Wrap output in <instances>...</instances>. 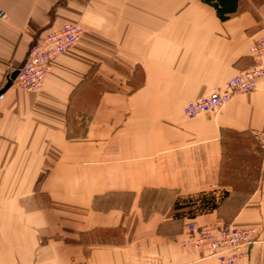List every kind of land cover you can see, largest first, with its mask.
<instances>
[{"label": "crops", "instance_id": "crops-1", "mask_svg": "<svg viewBox=\"0 0 264 264\" xmlns=\"http://www.w3.org/2000/svg\"><path fill=\"white\" fill-rule=\"evenodd\" d=\"M65 22L81 37L42 86L0 98V264H219L181 245L219 221L255 228L238 264H264L263 80L183 112L254 64L264 0H0V89Z\"/></svg>", "mask_w": 264, "mask_h": 264}, {"label": "built area", "instance_id": "built-area-1", "mask_svg": "<svg viewBox=\"0 0 264 264\" xmlns=\"http://www.w3.org/2000/svg\"><path fill=\"white\" fill-rule=\"evenodd\" d=\"M82 34L76 23L65 22L56 30L45 31L30 47L29 53L13 84L25 91L40 88L51 61L64 52L72 50ZM250 51L254 64L227 80L224 85L201 99L189 100L183 112L188 117L215 110L229 101L237 92L255 90L260 80L264 82V37L252 44ZM3 95L0 96L2 98ZM264 148V124L257 132ZM258 240L255 228H236L231 223L219 221L212 225L190 222L183 248L197 252L202 258H214L219 264H238L248 257L251 246Z\"/></svg>", "mask_w": 264, "mask_h": 264}, {"label": "rangeland", "instance_id": "rangeland-1", "mask_svg": "<svg viewBox=\"0 0 264 264\" xmlns=\"http://www.w3.org/2000/svg\"><path fill=\"white\" fill-rule=\"evenodd\" d=\"M65 53V52H64ZM63 54V53H62ZM119 68V67H118ZM117 68V69H118ZM118 74H120L121 76L115 74L113 75L114 79H104L101 78V76L98 74L97 76H100L95 78L96 82H98V85L101 87V89H116V88H120L122 86V82L121 81H125L126 78H127V75L130 74V71L127 70V68L125 67H120L118 70H116ZM121 71V72H120ZM112 77V78H113ZM21 90H24L22 88H20ZM86 114H83V117H80L79 114H71V122H72V126H73V130H74V127L76 128V126H81L82 123H84V117H85ZM75 131V130H74ZM209 196V199L213 198L212 196L213 195H208ZM223 196V195H222ZM241 261V260H240ZM239 261V262H240ZM238 262V263H239Z\"/></svg>", "mask_w": 264, "mask_h": 264}, {"label": "water", "instance_id": "water-1", "mask_svg": "<svg viewBox=\"0 0 264 264\" xmlns=\"http://www.w3.org/2000/svg\"><path fill=\"white\" fill-rule=\"evenodd\" d=\"M18 71L19 70L16 68L10 73L7 79V83L0 89V95L3 94L13 84V80L18 75Z\"/></svg>", "mask_w": 264, "mask_h": 264}, {"label": "trees", "instance_id": "trees-1", "mask_svg": "<svg viewBox=\"0 0 264 264\" xmlns=\"http://www.w3.org/2000/svg\"><path fill=\"white\" fill-rule=\"evenodd\" d=\"M202 196H203L204 198L207 197L205 194H202ZM208 200H210V199H208ZM176 207H177V208H181V207H182V205L179 204V201H177V203H176ZM177 215H182V213H178Z\"/></svg>", "mask_w": 264, "mask_h": 264}, {"label": "bare ground", "instance_id": "bare-ground-1", "mask_svg": "<svg viewBox=\"0 0 264 264\" xmlns=\"http://www.w3.org/2000/svg\"><path fill=\"white\" fill-rule=\"evenodd\" d=\"M23 64H24V63H23ZM23 64H22L19 68H17V69L19 70V71H18V74H19V72H20V68H22ZM16 77H17V76H16ZM6 83H7V82H6ZM12 85H13V84H12ZM12 85H11V86H12ZM11 86H10V87H11ZM1 95H3V94H1ZM1 95H0V96H1Z\"/></svg>", "mask_w": 264, "mask_h": 264}]
</instances>
